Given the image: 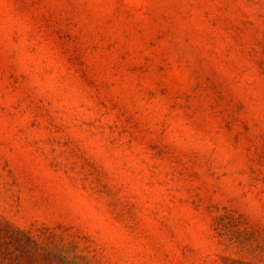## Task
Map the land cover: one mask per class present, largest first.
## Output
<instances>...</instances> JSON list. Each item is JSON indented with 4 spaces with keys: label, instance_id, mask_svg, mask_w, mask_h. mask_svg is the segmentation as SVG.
Here are the masks:
<instances>
[{
    "label": "rangeland",
    "instance_id": "obj_1",
    "mask_svg": "<svg viewBox=\"0 0 264 264\" xmlns=\"http://www.w3.org/2000/svg\"><path fill=\"white\" fill-rule=\"evenodd\" d=\"M0 264H264V0H0Z\"/></svg>",
    "mask_w": 264,
    "mask_h": 264
}]
</instances>
